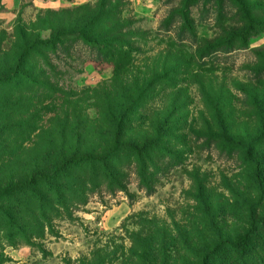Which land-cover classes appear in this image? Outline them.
Instances as JSON below:
<instances>
[{"label": "rangeland", "instance_id": "obj_1", "mask_svg": "<svg viewBox=\"0 0 264 264\" xmlns=\"http://www.w3.org/2000/svg\"><path fill=\"white\" fill-rule=\"evenodd\" d=\"M244 1L264 19V0ZM190 2L0 0V75L15 70L25 43L75 32L101 8L120 19L123 35L130 36L125 43L129 58L122 63L74 39L47 55L51 67H41L43 79L40 57L31 58L38 68L30 76L40 78V84L28 88L29 141L0 171V183L55 167L69 155L102 157L114 149L119 125L122 146L163 138V151L149 152L145 183L140 167L120 147L115 171L123 175L124 190L107 183L93 187L87 203L77 206L71 218L54 221L52 233L35 245L22 234L12 247L1 235L0 264H201L221 241L250 230L248 206H259V212L264 207V136L251 156L222 152L209 121L208 78H195L194 71L212 64L203 63L198 51L243 28L242 18L230 0L223 3L220 18L215 1H200L190 8L195 38L181 37L184 21L176 14ZM263 59L264 32L247 48L208 60L216 62L215 88L230 91L238 112L251 115L243 90ZM185 61L191 70L175 67ZM138 94L127 111V100ZM238 122L239 136L257 129L253 119ZM206 134L215 139H205Z\"/></svg>", "mask_w": 264, "mask_h": 264}, {"label": "trees", "instance_id": "obj_2", "mask_svg": "<svg viewBox=\"0 0 264 264\" xmlns=\"http://www.w3.org/2000/svg\"><path fill=\"white\" fill-rule=\"evenodd\" d=\"M200 1H215L219 8L218 17L225 14L223 4L225 0H191L190 7H185L176 14L184 21L181 37L186 35L195 38L196 26L191 21L193 15L190 8ZM230 1L239 11L243 28L229 32L216 43L199 50L198 58L207 61L203 63L212 64H203V71L200 70L199 65H194L197 67L194 71L195 78L199 76H202L204 80L208 78L206 81L209 83L205 85L210 86L208 87L210 92L208 88L204 90L211 94L210 98H212L209 107L207 106L209 121L218 132L217 140L210 134H206L205 139H215L222 152L251 156L259 149L258 143L263 141L261 136H264V64L254 69L253 80L247 84L246 90H243L249 101L247 105L251 110L249 115L236 110L235 98L225 86L215 88L216 79H213L215 74L213 70L216 68V62L208 60L222 51L229 53L237 47L247 48L253 37L264 32V19L255 17L252 7L244 0ZM113 16L111 11H104L101 8L85 26L78 28L75 32L59 31L47 42L34 39L25 43L20 51L15 70L10 74L0 75V171L12 163L16 153L29 141L31 118L27 106L28 88L39 85V79L45 78L41 67H51L47 55L55 54L59 45L68 39H74L89 45L100 56H104L111 62L119 58V63H122L129 58V52L125 50L128 45L125 43L130 36L123 35V29L126 26L122 25L120 19L117 20ZM32 57H40L42 61L39 66L40 78L30 76L38 68V65L31 64ZM262 61L264 63V59ZM187 63L189 62H181L175 67L184 68L187 65L191 70L192 64ZM202 72H205L204 75ZM165 75L162 76L163 79ZM145 92H148V88ZM139 95L133 101L127 100V111L132 110L140 99ZM245 118L255 120L257 129L251 132L250 128H247L249 131L246 130L239 136L238 131L236 132L239 127L238 120ZM255 134L258 135L256 138ZM121 141L122 129L119 125L115 129L114 149L102 157L73 154L64 157L62 162L50 169H34L21 178L12 176L6 182H1L0 236L3 235L7 244L14 247L17 245L18 237L23 234L27 243L31 245L33 241L43 240L47 232L52 233L54 221L65 215L71 218L77 206L85 205L86 198L93 192V187L107 183L111 189L116 187L119 191L124 190L125 187L120 180L123 175L115 171L119 166V155H115V152L122 148L127 150L131 159H134L140 167V175L145 183L149 175L145 168V164L150 159L149 152H162L160 147L163 138H157L151 143L140 146H122ZM252 164L253 161L248 163L249 166ZM258 207L254 204L248 206L250 230L242 237L221 241L202 260L201 264H264V234H262L264 233V207L260 212L256 210Z\"/></svg>", "mask_w": 264, "mask_h": 264}]
</instances>
